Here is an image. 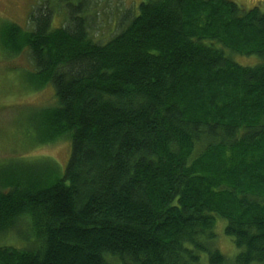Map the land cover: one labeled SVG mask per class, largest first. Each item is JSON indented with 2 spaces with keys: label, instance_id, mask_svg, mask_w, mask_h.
<instances>
[{
  "label": "trees",
  "instance_id": "1",
  "mask_svg": "<svg viewBox=\"0 0 264 264\" xmlns=\"http://www.w3.org/2000/svg\"><path fill=\"white\" fill-rule=\"evenodd\" d=\"M56 1L65 26L48 7L0 28L34 94L53 93L38 143L70 144L64 171L2 169L0 237L25 242L0 245V264H227L219 219L233 264H264V12L144 0L98 40L85 0Z\"/></svg>",
  "mask_w": 264,
  "mask_h": 264
},
{
  "label": "rangeland",
  "instance_id": "2",
  "mask_svg": "<svg viewBox=\"0 0 264 264\" xmlns=\"http://www.w3.org/2000/svg\"><path fill=\"white\" fill-rule=\"evenodd\" d=\"M85 1L91 26L96 28L94 31L96 38L106 40L116 31L119 24L116 20L123 16L125 10H133L135 6V12L138 13L139 5L144 0ZM229 1L246 11L258 7L264 12V0ZM56 3V0H0V28L5 21L26 28L32 13L48 7L54 12V27L65 26L68 12L66 13L64 8L58 9ZM4 55L0 47V177L3 168L18 167L22 162L30 163L34 159H50L64 171L70 159L69 142L61 141L55 145L41 147L35 126L38 114L53 105L52 90L46 89L34 94L28 84V74L34 69L30 66L27 55L17 59H7ZM235 61L246 67H254L260 63L256 56L237 55ZM225 228L226 221L219 219L215 229L216 248L226 257L227 264H233L240 250L226 235ZM16 240L25 242L18 234L13 237V241ZM13 241L11 238L4 240L0 237V245H9ZM13 245L18 246L17 243ZM200 264H210L207 255L202 256Z\"/></svg>",
  "mask_w": 264,
  "mask_h": 264
}]
</instances>
